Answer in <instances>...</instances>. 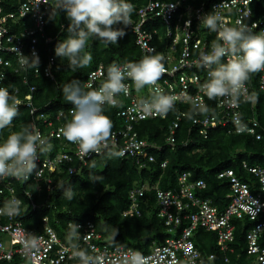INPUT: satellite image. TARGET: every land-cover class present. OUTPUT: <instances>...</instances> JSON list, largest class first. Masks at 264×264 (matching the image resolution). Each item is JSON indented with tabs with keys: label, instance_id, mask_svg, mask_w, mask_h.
<instances>
[{
	"label": "built area",
	"instance_id": "obj_1",
	"mask_svg": "<svg viewBox=\"0 0 264 264\" xmlns=\"http://www.w3.org/2000/svg\"><path fill=\"white\" fill-rule=\"evenodd\" d=\"M48 2L51 4L53 0ZM257 2L259 0H215L209 4H198L195 0H147L135 6V18L131 19L127 28L134 36V45L139 50V57L119 64L138 61L144 55H162L165 72L157 81L156 87L174 97L175 108L166 116L143 113L139 104L141 100L151 98L152 87L146 86L137 91L134 83L130 79L126 80L129 94H120L117 97L121 105L104 106L117 109L116 116L122 121L121 128L112 130L106 149L100 153L92 152L82 156L78 146L67 141L62 134L64 125L71 119L72 109L59 110L53 116L40 112L33 103L35 86L29 85L31 76L42 75L52 79L56 67V58L48 47L51 39L45 34L50 7L43 3L37 6L38 0H20L8 9L5 0H0V73H5L6 77L0 81V86L9 88L19 101V109L28 112V125H32L52 145L50 152L39 157L37 171H34L27 181L0 179V209L5 208L13 198L21 201L20 215L0 214V233L11 238L9 242L0 240V261L10 264H79L77 259L72 258L73 250L68 242L59 238L47 216L41 218L39 230L24 227L22 212L26 209L34 210L36 204L28 191H24L27 203L23 204L17 194V185L41 181L49 192L52 190L55 176L64 172L68 175L76 174L89 162L108 152L132 158L139 168H144L147 164L155 162L154 154L161 151L163 146L173 149L177 140L176 132L185 120L190 122L197 135L203 139L217 128H224L228 134L261 139L257 119L253 116L246 117L244 107L254 104L251 85L254 76L256 87L264 92V71L251 75L246 83V97H241L237 104L229 103L224 98L210 100L200 91V86L207 79V69L199 64L200 53L208 51L212 41L216 39V33L209 32L200 17L215 10L229 26L239 21L254 32H264V16L253 17ZM186 21H190V26ZM39 43H42L46 54L42 65ZM15 47L25 55H30L33 49L37 52L40 58L39 74L33 70L25 72L20 69ZM106 74L107 68L98 64L87 73L83 84L98 88L104 82ZM15 75L21 84L28 87L22 97H19L20 91L11 80ZM180 106L181 109L178 108ZM193 106H206L209 111L207 114L200 113L188 118L186 114ZM169 113L172 118L167 125L164 144L141 138L136 132L135 125L139 122L150 119L166 120ZM241 124L244 126L243 130H240ZM180 143L186 146L188 141L181 140ZM159 166L164 169L166 160L161 161ZM241 168L253 175L255 185L250 187L247 182L240 180L232 169L220 171L217 178L226 179L230 186V199L222 209L215 206L209 198L199 195L198 192L206 186L205 182L202 179H192L189 172H180L173 188L161 189L158 182L133 184L128 191V207L123 215L134 214L140 217L141 199L147 192H153L157 216L163 221L167 234L162 243H153L149 252L143 254L148 259V264H214V256L202 254L195 246L193 236L198 229L213 232L220 252L233 253L235 220L253 222L244 234L245 264H264V167L248 165L246 161H242ZM72 223L80 225V247L87 249L90 254L105 257V264H119L120 257L136 251L121 245H107L91 221H70L67 226ZM33 239L37 246L25 247V244ZM239 257L237 255V258ZM224 262L228 263V258H224Z\"/></svg>",
	"mask_w": 264,
	"mask_h": 264
},
{
	"label": "trees",
	"instance_id": "obj_2",
	"mask_svg": "<svg viewBox=\"0 0 264 264\" xmlns=\"http://www.w3.org/2000/svg\"><path fill=\"white\" fill-rule=\"evenodd\" d=\"M20 0H5L8 9L15 6ZM147 0H129L134 6L143 4ZM169 1V0H162ZM215 0H195L196 3H211ZM50 14V12H49ZM46 18L45 34L50 37L48 47L56 58L55 70L52 79L42 75L29 78V85L35 86L33 103L40 112L53 116L59 110L72 109V105L64 100L62 86L64 83L78 79L83 84L87 73L98 64L106 68L112 63H121L126 60H135L139 57V50L134 45V36L126 28L118 44L106 45L98 40H89L86 51L92 57L90 67L73 72L67 62L62 61L54 53L55 45L67 35L68 21L62 12L55 15L54 20ZM264 16V0H259L254 7L253 17ZM135 18V11L131 19ZM41 53V65L46 60L42 43L38 44ZM22 97L28 87L20 83L18 76L12 77ZM254 104L244 107L246 117H255L259 123L261 139L255 140L248 135L228 134L224 128H217L209 132L206 139L197 135L188 120L183 121L176 132V144L173 149L166 145L161 151L155 152V162L139 168L132 158L120 157L116 152H108L89 162L78 173L68 175L58 174L53 178L52 190L47 192L44 183L29 181L17 185V194L23 204L27 203L24 191L32 195L36 208L26 209L21 214L22 224L27 229L39 230L41 218L47 216L50 225L62 241L68 242L69 227L67 223L91 221L96 231L101 234L107 245H121L130 247L145 254L151 245L160 244L167 237L163 221L157 216V207L154 203L153 192H147L141 199L140 217L134 214L123 215L128 207V191L135 183L158 182L161 189L173 188L176 176L180 172H189L192 179H202L205 188L199 195L209 198L211 202L222 209L230 199V186L226 179L217 178V174L225 169H232L236 176L247 182L250 187L255 185L253 175L241 168V162L248 165L264 167V92L256 87L255 76L252 81ZM182 108V106L178 107ZM116 108H104V114L112 122V130L121 128L122 121L116 116ZM172 118L169 113L166 120H143L135 125V130L141 138L164 144L167 135V125ZM30 116L24 109H19V115L14 119L11 127L0 131V140L3 141L12 131H19L22 126L28 125ZM111 130V131H112ZM181 140H187L186 146ZM166 160V166L161 169L159 163ZM71 187L75 198L68 200L62 193L61 185ZM235 240L232 244L233 253H222L215 243V234L198 229L193 242L204 255H213L214 264H245L244 234L253 222L235 220ZM118 233L115 234V230ZM237 255L240 257L237 258ZM224 258L229 262L225 263ZM0 264H10L0 261Z\"/></svg>",
	"mask_w": 264,
	"mask_h": 264
},
{
	"label": "clouds",
	"instance_id": "obj_3",
	"mask_svg": "<svg viewBox=\"0 0 264 264\" xmlns=\"http://www.w3.org/2000/svg\"><path fill=\"white\" fill-rule=\"evenodd\" d=\"M40 3L50 7V19L54 20L55 15L62 12L68 21L67 35L57 42L54 53L66 61L73 72L90 67L93 57L86 51L89 40H98L106 45L118 44L119 39L126 35L125 29L130 26L135 11V6L129 0H53L51 4L48 0H38L37 6ZM200 20L209 32L216 33L209 50L200 53L199 64L207 69V79L200 86V91L210 100L224 98L229 103L239 104L241 97H246V83L251 75L264 71V32H254L239 21L229 26L215 10L204 13ZM186 24L190 26V21H186ZM14 51L22 71L33 70L39 74L40 58L34 49L30 55H25L17 47ZM163 60L162 55L155 54L144 55L134 62L112 63L107 67L106 78L98 88L82 84L78 79L64 83L62 94L64 100L72 105V110L71 119L62 129L63 137L76 144L82 156L106 149L113 125L104 114V106L121 105L117 97L129 94V87L125 83L129 79L137 91L146 86L153 89L151 98L141 100L139 104L143 113L166 116L174 110V97L156 87L165 72ZM5 78V73H0V81ZM208 111L206 106H193L186 115L192 118ZM18 115L19 101L8 87L0 86V131L11 127ZM243 128L241 124L240 130ZM51 148L49 140L43 138L32 125H24L19 131L10 132L0 142V179L27 181L37 171L39 157L50 152ZM60 188L66 199L75 198L71 187L62 184ZM20 203L19 199L13 198L5 208L0 209V214L20 215ZM79 228L77 223L69 225L68 244L73 250L72 258L77 259L79 264H105V257L90 254L80 247ZM117 233L118 229L115 230ZM36 246L34 239L25 244V247ZM119 264H148V259L138 251H131L119 258Z\"/></svg>",
	"mask_w": 264,
	"mask_h": 264
},
{
	"label": "rangeland",
	"instance_id": "obj_4",
	"mask_svg": "<svg viewBox=\"0 0 264 264\" xmlns=\"http://www.w3.org/2000/svg\"><path fill=\"white\" fill-rule=\"evenodd\" d=\"M0 240L9 242L11 240V238L7 234H1L0 233Z\"/></svg>",
	"mask_w": 264,
	"mask_h": 264
}]
</instances>
